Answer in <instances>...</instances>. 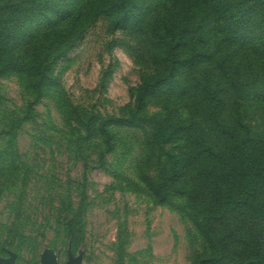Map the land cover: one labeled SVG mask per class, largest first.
Wrapping results in <instances>:
<instances>
[{
	"label": "rangeland",
	"instance_id": "obj_1",
	"mask_svg": "<svg viewBox=\"0 0 264 264\" xmlns=\"http://www.w3.org/2000/svg\"><path fill=\"white\" fill-rule=\"evenodd\" d=\"M29 1L0 0V24L24 19L12 6ZM64 1L68 18L59 32L81 31L53 61L48 79L37 86L24 71L0 72V257L13 253L15 264H40L52 249L58 264H195L205 250L185 213L189 187L177 185L160 203L144 179L156 178L168 154L190 152L188 142L157 146L154 124L210 119L211 92L222 88L228 108H216L221 135L233 124L236 134L261 138L264 105L230 99L214 67L197 59L206 50L188 32L176 46L175 71L134 113L140 87L156 77L147 39L166 51L165 27L174 31L183 14L165 0H135L128 26L112 29L110 16L84 20L80 0ZM59 14L21 24L11 32L15 42L24 47ZM203 31L212 43L209 23ZM194 83L209 89L175 101L177 85L183 91ZM236 104L243 105L240 119L229 115ZM129 120L131 127L114 125Z\"/></svg>",
	"mask_w": 264,
	"mask_h": 264
},
{
	"label": "trees",
	"instance_id": "obj_2",
	"mask_svg": "<svg viewBox=\"0 0 264 264\" xmlns=\"http://www.w3.org/2000/svg\"><path fill=\"white\" fill-rule=\"evenodd\" d=\"M80 1L84 20L107 15L112 18V29L126 28L136 6L135 0ZM164 2L170 4L172 13L181 12L183 17L174 31L165 27L169 36L166 51L160 50L159 45L158 49L151 48L150 38L147 39L146 50L152 61L155 60L156 77L148 78L140 87L134 113L145 108L146 96L157 91L175 71L176 46L188 32L193 34V43L206 50L197 59L214 67L231 91L230 99H251L253 104L264 105V0ZM164 2L162 5L166 6ZM64 3V0H31L12 6V12L25 13V17L17 22L10 20V25L0 24V72L24 71L37 86L48 79L53 61L67 45L75 42L77 31H81L68 32L65 37L59 32L58 28L68 18L61 12ZM54 11L60 14L44 33L39 32L24 47L15 42L11 32L21 24L27 27L34 17L40 19L44 12ZM204 23L210 24L212 43L203 31ZM50 28L53 29L47 31ZM178 87L173 93L177 102L186 96L198 98L209 89V85L197 83L183 91ZM211 95L210 119L192 124L161 118L154 124L153 141L157 146L185 141L190 152L180 156L168 154L156 178L144 179L160 203L168 199L177 185L183 183L189 187L185 213L205 250L195 264H264V135L261 138H255V133L241 136L234 132L237 130L233 124L221 135L224 127L215 122L216 108L223 105L228 93L220 88ZM241 108L242 104H236L229 115L234 113L240 119ZM116 123L117 127L134 125L131 120ZM103 132L110 133L106 128Z\"/></svg>",
	"mask_w": 264,
	"mask_h": 264
},
{
	"label": "water",
	"instance_id": "obj_3",
	"mask_svg": "<svg viewBox=\"0 0 264 264\" xmlns=\"http://www.w3.org/2000/svg\"><path fill=\"white\" fill-rule=\"evenodd\" d=\"M0 264H15V254L11 253L8 258L0 257ZM40 264H58L57 257L52 249H45L42 252Z\"/></svg>",
	"mask_w": 264,
	"mask_h": 264
}]
</instances>
